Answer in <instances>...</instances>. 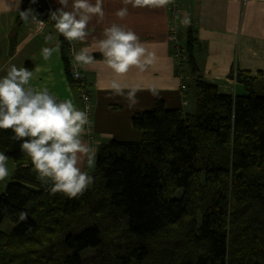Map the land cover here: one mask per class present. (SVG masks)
<instances>
[{
    "label": "trees",
    "instance_id": "trees-1",
    "mask_svg": "<svg viewBox=\"0 0 264 264\" xmlns=\"http://www.w3.org/2000/svg\"><path fill=\"white\" fill-rule=\"evenodd\" d=\"M58 44L66 65L69 42L60 34ZM194 44L189 35L192 74ZM238 81L244 95L197 81L193 114L163 101L136 114L142 139L103 144L95 182L75 199L51 195L0 129V152L16 165L0 195V264H264V96L247 72Z\"/></svg>",
    "mask_w": 264,
    "mask_h": 264
},
{
    "label": "crops",
    "instance_id": "crops-1",
    "mask_svg": "<svg viewBox=\"0 0 264 264\" xmlns=\"http://www.w3.org/2000/svg\"><path fill=\"white\" fill-rule=\"evenodd\" d=\"M176 1L180 8L176 16L180 44L185 50L189 35L195 41L196 74L191 73L188 64L176 60L172 31H169L171 3L166 7L133 8L123 0H103V20L94 17L86 40L73 43L76 51L87 47L95 56L93 65L81 68L89 93L87 102L81 101L80 87L72 82L61 50L53 52L47 61L41 55L42 48H54L58 44L59 32L54 25L35 33L34 24L17 21L25 0H0V77L6 74L10 64L32 65L33 86L46 87L58 99H71L78 109L88 112L91 128L84 139L97 153L110 141H140L142 134L133 128L132 119L136 114L152 110L157 101H163L170 110L196 113L195 92L199 80L216 86L222 94L238 96L246 93L238 75L247 72L255 80V91L258 85L264 91V0ZM91 2L94 4L95 0ZM35 4L42 6L38 11L35 5V12L45 17L60 7L57 0H37ZM125 6L128 15L121 20L115 13ZM186 19L190 23L184 24ZM112 23L135 31L156 54L154 65L143 73L134 69L120 78L143 88L155 85L161 89L158 97L146 90L138 92L139 103L131 109L126 100L109 90L113 74L96 49L104 29ZM47 36L52 39L46 41ZM83 170L91 174L93 169L85 164Z\"/></svg>",
    "mask_w": 264,
    "mask_h": 264
},
{
    "label": "clouds",
    "instance_id": "clouds-1",
    "mask_svg": "<svg viewBox=\"0 0 264 264\" xmlns=\"http://www.w3.org/2000/svg\"><path fill=\"white\" fill-rule=\"evenodd\" d=\"M60 7L50 11L49 20L67 41L84 42L89 35L88 26L93 18H104L103 0H57ZM172 0H123L133 8L166 7ZM36 3V0H32ZM119 9L115 15L123 20L128 8ZM22 20L28 24L43 25L39 14L29 8L20 12ZM184 24L190 23L184 20ZM46 37V41L51 40ZM103 63L111 70L113 78L109 90L127 101L128 107L138 103V92L149 91L158 97L161 89L155 85L143 88L140 84L122 81L131 71L143 73L154 65L156 54L150 50L135 31L118 23H112L103 31V38L96 43ZM59 44L54 48L44 47L41 55L49 60L53 52H59ZM73 52V76L79 78L78 69L95 63V56L84 47ZM6 74L0 77V129H11L12 138L20 143V150L31 160L39 181L47 186L51 195L62 193L69 199L82 196L95 182L94 177L83 168H93L97 149L85 142V135L91 128L88 112L76 107L71 99H58L48 88L32 85L34 73L26 67L10 64ZM87 97H85V100ZM87 107V106H86ZM8 157L0 152V182L9 178ZM27 212L22 211L19 221L25 222Z\"/></svg>",
    "mask_w": 264,
    "mask_h": 264
},
{
    "label": "rangeland",
    "instance_id": "rangeland-1",
    "mask_svg": "<svg viewBox=\"0 0 264 264\" xmlns=\"http://www.w3.org/2000/svg\"><path fill=\"white\" fill-rule=\"evenodd\" d=\"M176 1V0H175ZM25 2H26V0H25ZM36 2H37V0H36ZM177 2V1H176ZM32 5H36L35 3H33ZM37 6V5H36ZM41 6V5H40ZM35 8V7H34ZM36 10H38V11H41L42 10V8H40L39 6H37L36 7ZM49 16V15H48ZM39 18H41V20H43V21H46V23H47V27L50 25V24H53L54 25V22L53 21H51V20H49V18L48 19H46V18H44V17H39ZM174 25H176V26H178V28H179V25H178V22H176V18L172 15V13H171V23H170V25H169V31L171 30V28L174 26ZM46 27V28H47ZM45 28V29H46ZM33 29H34V27H33ZM45 29H43V30H45ZM43 30H41V32L43 31ZM59 35H60V33H59ZM69 42V41H68ZM74 44L76 43V41H74L73 42ZM174 44H175V57H176V60H177V62H179V58H178V56H177V51H178V47H179V45H181L180 44V41H179V43H175V42H173ZM73 47H74V45H73ZM70 48H71V44H70V42H69V50H70ZM69 50H68V55H67V63H66V68H67V70L69 71V76L71 77V70H70V67H69ZM184 56V63H186L187 64V57H186V55L184 54L183 55ZM83 74V73H82ZM71 80H72V82H74L73 81V79L71 78ZM74 83H76V82H74ZM77 84V83H76ZM78 85V84H77ZM79 86V85H78ZM80 87V86H79ZM80 91H81V87H80ZM82 92V91H81ZM84 94H85V97H87V100H88V96H89V93L88 92H83ZM259 96H261V97H263L264 96V91L263 90H261V88H260V86L258 85L257 86V92H256ZM96 160H97V157H96ZM7 166H8V169H9V173H10V175H9V178L6 180V181H3V182H0V195L1 194H3V193H5V191H6V189H7V187H8V185H9V183H11L12 181H13V177H14V174H15V171H16V165H15V163L12 161V160H8L7 161ZM13 166H14V168H13ZM95 168V166L92 168V169H94ZM179 194H181V190H179L178 191V194L177 195H179ZM13 225L10 223V222H8V221H5L4 223H3V225L1 226V230L2 231H4L5 233H7V234H10L11 232H12V230H13ZM86 254H94V251H92V250H89V251H87V253Z\"/></svg>",
    "mask_w": 264,
    "mask_h": 264
},
{
    "label": "built area",
    "instance_id": "built-area-1",
    "mask_svg": "<svg viewBox=\"0 0 264 264\" xmlns=\"http://www.w3.org/2000/svg\"><path fill=\"white\" fill-rule=\"evenodd\" d=\"M170 10H171L172 15L176 18L177 14L180 12L178 2H176L175 0H172V2L170 4ZM39 19H41V18H39ZM33 27H34V32L38 33L39 31H41L47 27V23H46V21H44L43 25L38 26V25L34 24ZM178 30H179V28L176 25H174L171 28V31H172L171 39L175 43H179ZM70 44H71V48L69 50V67L71 70L70 75H71V78L73 79V81L76 82L81 87V91H82L81 92V101L87 102V99L85 100V94L83 93V92H87V91H86V84L84 82V77H83L81 68L78 69L80 72L79 78H76L73 76L74 70H77V69L73 68V52H72V49L74 48L73 47L74 44H73V42H71ZM184 54H185L184 48L182 47V45H179L178 51H177V56L179 58V62H182V63L184 62V56H183Z\"/></svg>",
    "mask_w": 264,
    "mask_h": 264
},
{
    "label": "water",
    "instance_id": "water-1",
    "mask_svg": "<svg viewBox=\"0 0 264 264\" xmlns=\"http://www.w3.org/2000/svg\"><path fill=\"white\" fill-rule=\"evenodd\" d=\"M26 3L29 4V5H32L33 4L32 3V0H26ZM44 18H46V17L44 16Z\"/></svg>",
    "mask_w": 264,
    "mask_h": 264
}]
</instances>
